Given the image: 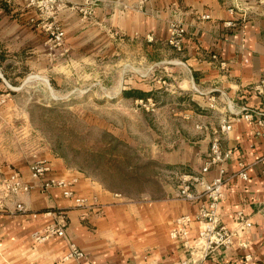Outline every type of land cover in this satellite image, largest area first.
Listing matches in <instances>:
<instances>
[{"label": "crops", "instance_id": "crops-1", "mask_svg": "<svg viewBox=\"0 0 264 264\" xmlns=\"http://www.w3.org/2000/svg\"><path fill=\"white\" fill-rule=\"evenodd\" d=\"M59 1H64V7L88 5L91 11L86 18L70 9H61L57 15L72 56L87 42L112 41L115 36L128 42L140 41L154 49L158 63L166 71L162 72L165 79L156 81L161 85L155 89L162 90L166 84L170 89L164 90L183 96L177 99V106H183L181 101L187 98L190 101L193 109H172V117L197 116L203 140L186 139L184 151L172 150L166 162L194 168L201 165L215 133L222 148L232 150L225 163L228 180L219 214L222 223L230 231H237V236L229 249L201 264H264V139L248 119L235 122L230 132L219 133L221 117H232L229 108L238 115L244 106L264 111L262 96L249 91L251 85L264 79V0ZM203 15L210 19L202 20ZM172 22L186 30L182 52L167 44ZM37 23L35 8L24 0L0 3V139L3 123L17 120L12 111L4 112L14 106L10 98L12 76L19 69L38 75L60 72L51 64L46 35ZM60 53L55 57L59 59ZM133 90L141 91L146 98L124 99H153L161 104L151 88ZM195 106L199 114L194 113ZM13 126L10 124V128ZM3 153L0 141V175L15 167L27 178L30 164L4 165ZM49 160L52 175L75 179L76 196L87 198L90 206L76 207L72 200L62 197L59 189L44 191L38 183L28 193L8 201L0 210V264H72L63 261L69 241L84 251L89 264H181L187 259L178 241L169 237V231L177 218L195 214L197 203L185 201L178 194L138 201L116 197L98 182L67 167L61 159L51 156ZM240 162L247 167V180L237 176ZM215 175L212 170L206 180L211 181ZM16 203H21L26 212H18ZM237 212L250 221L249 229L238 231L234 219ZM54 223L63 224L65 238L35 239L36 234ZM197 226L190 225V239L196 236Z\"/></svg>", "mask_w": 264, "mask_h": 264}, {"label": "rangeland", "instance_id": "rangeland-1", "mask_svg": "<svg viewBox=\"0 0 264 264\" xmlns=\"http://www.w3.org/2000/svg\"><path fill=\"white\" fill-rule=\"evenodd\" d=\"M33 7L42 31V17ZM61 9L78 13L72 4ZM115 37L87 42L73 56L65 41L53 51L46 46L51 64L60 72L38 75L19 69L12 76L14 106L4 112L12 111L17 120L3 123L4 165H28L36 158L52 156L133 201L176 195L181 175L200 171L204 159L195 168L166 162L172 150L184 151L186 139L203 140L197 116L172 117V109H193L190 101L187 98L181 101L183 106H177L183 96L164 90L170 89L166 84L162 90L155 89L166 71L153 48ZM60 49L64 50L60 53ZM56 53L61 54L59 59ZM136 88H151L161 104L153 99H124L123 92ZM194 113H200L196 106Z\"/></svg>", "mask_w": 264, "mask_h": 264}, {"label": "built area", "instance_id": "built-area-1", "mask_svg": "<svg viewBox=\"0 0 264 264\" xmlns=\"http://www.w3.org/2000/svg\"><path fill=\"white\" fill-rule=\"evenodd\" d=\"M28 4L35 6L40 12L42 20L40 28L46 35V46L49 50L60 48L64 43L65 30L56 20L60 7L65 5L64 1L59 0H29ZM78 13L83 18L89 17L91 11L88 5L75 6ZM233 12V9L229 10ZM202 20L210 19L209 15H203ZM231 25V23H226ZM186 34L184 26L178 23L169 24V34L167 44L176 52H182L183 41ZM249 91L262 96L264 100V79L251 85ZM150 101V99L146 100ZM142 102V101H140ZM232 117L226 115L220 119L219 133L224 134L232 130V125L242 119L254 122L256 134L264 139V111L256 110L244 106L241 114H234L228 109ZM231 149H224L220 144L218 133L210 139L207 154L203 160L201 169L198 173L181 175L178 197L198 204V209L193 215H184L177 218L169 231V237L178 241L187 259L181 264H201L204 260L216 256L217 254L229 249L237 236V231H230L221 221L219 208L225 195V183L228 180L225 163L232 156ZM237 176L242 180L248 179L247 167L239 163ZM215 170L216 175L211 181L206 180L207 174ZM76 180L55 177L52 175V164L48 158H36L29 165V175H24L17 169L11 168L7 174L0 175V210L6 208L8 201H13L18 195L26 194L31 191L36 183L40 184L42 190L48 191L57 188L61 191L62 197L70 199L76 207L86 208L90 206L87 198L76 196L73 189ZM121 197L120 194H115ZM18 212H26L21 203L15 204ZM34 218L37 214H32ZM235 222L238 231H243L251 227L250 221L242 212L235 214ZM198 224L196 236L189 237V227L191 224ZM50 237L65 238V229L62 223L48 225L42 232L36 234L37 241H44ZM63 261H72V264H89L84 251L74 242H68V251L63 257Z\"/></svg>", "mask_w": 264, "mask_h": 264}, {"label": "trees", "instance_id": "trees-1", "mask_svg": "<svg viewBox=\"0 0 264 264\" xmlns=\"http://www.w3.org/2000/svg\"><path fill=\"white\" fill-rule=\"evenodd\" d=\"M142 94H144V93H142L141 91H138V90H133V91H125V92H123L122 93V95L124 96V97H134V98H139V99H142L144 96H142ZM144 98H146V97H144Z\"/></svg>", "mask_w": 264, "mask_h": 264}]
</instances>
